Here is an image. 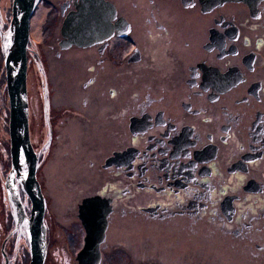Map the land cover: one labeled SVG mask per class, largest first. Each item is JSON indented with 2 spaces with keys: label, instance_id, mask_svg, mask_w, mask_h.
<instances>
[{
  "label": "flooded vegetation",
  "instance_id": "obj_1",
  "mask_svg": "<svg viewBox=\"0 0 264 264\" xmlns=\"http://www.w3.org/2000/svg\"><path fill=\"white\" fill-rule=\"evenodd\" d=\"M27 23L25 84L28 72L39 91L36 111L26 91L27 131L40 189L38 170L71 138L66 124L76 135L77 122L100 112L111 125V144L100 134L101 147L89 149L100 156L79 166L105 179L91 178L98 188L74 203L78 250V206L99 196L110 206L100 251L111 225L132 219L196 237L237 264H264V0H31ZM65 69L80 108L56 102L52 80ZM3 214L6 225L13 206Z\"/></svg>",
  "mask_w": 264,
  "mask_h": 264
},
{
  "label": "rangeland",
  "instance_id": "obj_2",
  "mask_svg": "<svg viewBox=\"0 0 264 264\" xmlns=\"http://www.w3.org/2000/svg\"><path fill=\"white\" fill-rule=\"evenodd\" d=\"M6 1L0 0V40L3 39L6 33L5 14L3 13L7 5ZM33 20L35 21V19ZM33 20L31 21V36L36 34V22L39 23L38 21L33 22ZM34 38L37 39L36 36ZM75 53L73 52L69 55L72 56ZM71 58L77 61L82 60V57L79 58L78 55H73ZM63 72L64 75L59 73L62 77L61 81L58 76L54 80L51 79L52 87L56 89V94H59L56 102L59 104H69L70 102L73 106L80 108L79 94L76 97L72 85L74 78H72L73 69H65ZM69 74L70 78L67 79ZM76 79L78 80L79 76ZM26 82L25 89L27 95L28 93L30 94L31 107L36 111V96L39 95V91L35 92L34 83L29 78L28 72ZM101 118L100 112L98 114L94 112L93 115L87 114L85 119L76 123V135L70 133V126L66 124L62 131V137L68 133L71 137V142L68 143L69 139L66 141L63 149L59 147L57 150H54L53 158L46 163L50 165L48 170L45 168V170H38L37 172V177L40 178L44 186L40 184L42 188L40 189L39 187V189L45 199V205L43 202L42 217L45 227V242H48V245L56 242L55 247H51L50 245L47 247L43 264H62L70 259L74 261V256L80 246L81 231L74 221V203L81 195L92 193L98 188H95L96 183L91 178L102 182L105 176L101 177V174L89 170L91 174L87 177L84 172H79V166L85 164L87 160H96L100 156L93 152V149L89 151L91 143L94 144L93 140L96 141L100 134L107 132L110 144L113 140V134L109 133L111 125L109 123L102 124L100 122ZM35 119H37V116H35ZM94 119L96 120L94 121ZM7 131L8 99L4 82L3 60L0 51V246L6 235H9L14 230L13 234L10 235V238L4 244L3 252H0V264H4L2 253L5 256L7 255L8 264H28L30 254L25 222L23 221L20 226L15 227L16 212L14 208L13 220L9 217L6 225V221H3V211L7 209L8 203L12 205L10 199L6 196L4 186L6 170H9L11 166ZM73 136H76V139ZM116 138H118V134L115 133ZM95 147L101 146L97 144ZM82 149L86 150H83L80 155L79 152ZM23 171L25 170L23 169ZM34 177L37 182L35 173ZM87 185L90 187L87 188ZM15 186L23 212L28 216L30 208L28 196L17 181ZM68 216H70L69 219H63ZM122 225H118V222H115L108 229L107 238L104 242L105 246L101 251L99 249V264H237V261L230 259L229 255L207 252L203 246L206 244L204 242L200 243L196 237L189 236L187 243L182 241L183 239L181 237L169 233L166 227L160 226V228H154L149 222H136L132 219H127L124 225ZM57 246L61 247V252L54 251ZM243 261V264L247 263L246 260Z\"/></svg>",
  "mask_w": 264,
  "mask_h": 264
},
{
  "label": "water",
  "instance_id": "obj_3",
  "mask_svg": "<svg viewBox=\"0 0 264 264\" xmlns=\"http://www.w3.org/2000/svg\"><path fill=\"white\" fill-rule=\"evenodd\" d=\"M8 42L2 47L4 82L8 99V137L11 166L5 176V191L16 212L15 227L25 221L28 231L30 258L28 264H42L45 252L43 224V197L35 181V154L27 131V98L25 89V47L28 35V17L31 0H13ZM71 22L68 17L64 23ZM63 30V28H62ZM69 31L73 32L72 29ZM72 38L71 34H68ZM23 169L25 171H23ZM16 181L29 199L28 216L18 199ZM110 212L108 200L99 196L83 198L77 216L84 228L83 245L76 252L77 264H99V244L104 239L106 216ZM4 264H6V259Z\"/></svg>",
  "mask_w": 264,
  "mask_h": 264
},
{
  "label": "bare ground",
  "instance_id": "obj_4",
  "mask_svg": "<svg viewBox=\"0 0 264 264\" xmlns=\"http://www.w3.org/2000/svg\"><path fill=\"white\" fill-rule=\"evenodd\" d=\"M44 220V219H43Z\"/></svg>",
  "mask_w": 264,
  "mask_h": 264
},
{
  "label": "trees",
  "instance_id": "obj_5",
  "mask_svg": "<svg viewBox=\"0 0 264 264\" xmlns=\"http://www.w3.org/2000/svg\"><path fill=\"white\" fill-rule=\"evenodd\" d=\"M6 169V168H5Z\"/></svg>",
  "mask_w": 264,
  "mask_h": 264
}]
</instances>
